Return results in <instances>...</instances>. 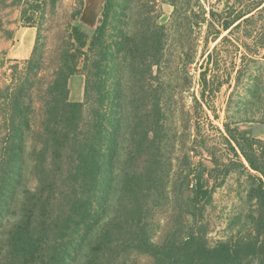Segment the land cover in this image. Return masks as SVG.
<instances>
[{"label": "trees", "instance_id": "trees-1", "mask_svg": "<svg viewBox=\"0 0 264 264\" xmlns=\"http://www.w3.org/2000/svg\"><path fill=\"white\" fill-rule=\"evenodd\" d=\"M237 3L219 15L222 31L215 41L223 31H228L222 37L227 40L264 11V0ZM119 7L126 9L122 0H105L102 21L92 36L73 28L76 52H66L50 97L44 98V141L32 150L26 135L32 130L33 107L20 101L22 89L14 92L9 138L0 155V264H136V255L151 257L153 264H264V140L229 123L225 127L231 149L239 156L230 139L256 173L250 176L258 183L260 215L253 217V232L210 244L193 225L213 198L204 176L196 172L192 193L183 203L186 225L168 231L162 241L154 239L155 210L171 198L164 87L153 72L162 66L166 27L126 31L118 25ZM109 27L117 32L113 41L107 39ZM216 49L207 52V63ZM82 59L85 101H72L68 82ZM127 67L144 78L132 76L130 83L141 92L124 96L118 74ZM146 72L154 79L148 84ZM226 84L230 82L208 79L204 70L196 101L205 105ZM93 88L97 97L91 96ZM27 97L32 100L29 93ZM139 159L146 161L142 169L135 168ZM29 161L35 186L24 175Z\"/></svg>", "mask_w": 264, "mask_h": 264}, {"label": "rangeland", "instance_id": "rangeland-1", "mask_svg": "<svg viewBox=\"0 0 264 264\" xmlns=\"http://www.w3.org/2000/svg\"><path fill=\"white\" fill-rule=\"evenodd\" d=\"M87 3L89 0H0V155L4 141L9 138L12 101L17 88L22 89L20 101L24 99L33 107L32 130L26 135L29 149L43 143L40 132L45 118L44 98L50 97L51 84L59 77L66 52H76L78 43L73 28L78 26L92 36L103 18L100 13L95 22L86 23L83 13ZM104 4L105 1L103 8ZM122 5L126 6L125 10L121 7L118 10L122 14L118 24L122 29L134 32L145 29L144 25L166 27L162 66L160 70L154 67L153 72L164 87V122L168 134L165 150L171 198L155 210L154 239L162 241L168 231L181 227L183 222L186 225L188 216L184 215L186 204L183 203L192 193L196 172L204 176L213 198L210 204H204L203 215L193 225L212 245L247 237L254 229L253 217L260 215L255 196L258 183L251 178L250 173H256L232 139L239 156L231 149L225 124L264 140V11L258 12L252 22L227 40H222L228 34L223 31L215 41L217 33L222 31L217 20L219 15H225L228 6L238 5L237 0H223L210 12L200 0H122ZM213 19L215 23L211 22ZM116 34L109 27L107 39L113 41L112 36ZM215 47L209 64L207 52ZM154 54L152 50L150 55ZM83 66L82 59L78 72L69 78L72 101H85ZM204 70L208 79L228 80L230 84L224 85L202 105L196 98L200 100ZM149 74L146 72L147 84L154 81L149 80ZM118 75L124 96L141 92L139 85L133 87L130 83L132 76L137 81L142 80L141 72L127 67ZM92 91L91 96L97 97V89ZM26 105L22 103L24 110ZM235 135L247 146L241 133L235 132ZM145 162L137 160L135 168L142 169ZM29 163L24 175L35 186ZM136 256V264H153L149 256Z\"/></svg>", "mask_w": 264, "mask_h": 264}, {"label": "water", "instance_id": "water-1", "mask_svg": "<svg viewBox=\"0 0 264 264\" xmlns=\"http://www.w3.org/2000/svg\"><path fill=\"white\" fill-rule=\"evenodd\" d=\"M104 1L105 0H89L83 13V20L86 23H93L96 21L103 9L102 4Z\"/></svg>", "mask_w": 264, "mask_h": 264}, {"label": "built area", "instance_id": "built-area-1", "mask_svg": "<svg viewBox=\"0 0 264 264\" xmlns=\"http://www.w3.org/2000/svg\"><path fill=\"white\" fill-rule=\"evenodd\" d=\"M201 3L204 5L205 9L210 12L212 9L215 10L216 7L223 1V0H200Z\"/></svg>", "mask_w": 264, "mask_h": 264}]
</instances>
